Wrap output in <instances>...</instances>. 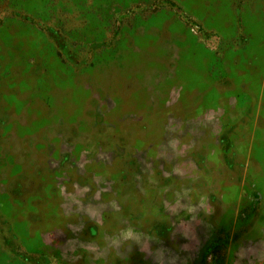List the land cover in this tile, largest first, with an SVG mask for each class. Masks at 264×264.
<instances>
[{
    "label": "rangeland",
    "instance_id": "1",
    "mask_svg": "<svg viewBox=\"0 0 264 264\" xmlns=\"http://www.w3.org/2000/svg\"><path fill=\"white\" fill-rule=\"evenodd\" d=\"M0 212L47 264H264V0H0Z\"/></svg>",
    "mask_w": 264,
    "mask_h": 264
},
{
    "label": "crops",
    "instance_id": "2",
    "mask_svg": "<svg viewBox=\"0 0 264 264\" xmlns=\"http://www.w3.org/2000/svg\"><path fill=\"white\" fill-rule=\"evenodd\" d=\"M33 250L25 249L19 235L14 231V224L0 212V249L5 250L22 264H47L51 256L41 250L42 243L31 230L27 231ZM39 246V247H38ZM46 256V257H44Z\"/></svg>",
    "mask_w": 264,
    "mask_h": 264
}]
</instances>
